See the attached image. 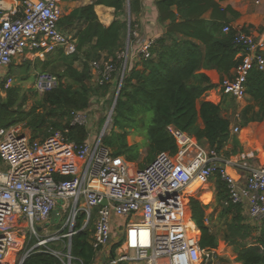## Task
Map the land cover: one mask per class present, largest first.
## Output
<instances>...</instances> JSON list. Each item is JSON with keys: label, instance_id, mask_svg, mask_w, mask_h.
Segmentation results:
<instances>
[{"label": "built area", "instance_id": "built-area-1", "mask_svg": "<svg viewBox=\"0 0 264 264\" xmlns=\"http://www.w3.org/2000/svg\"><path fill=\"white\" fill-rule=\"evenodd\" d=\"M61 3L62 0H0V79L14 59L26 52L37 57L57 49H63L66 55L77 53L76 42L60 28ZM232 30L241 61L232 78L219 82L218 93L236 99L240 109L248 98L246 82L251 71L264 70V36L257 38L232 25L223 32ZM133 35L138 38L137 32ZM153 41L140 39L138 57H151ZM119 58L127 62L128 51ZM117 65L112 58L104 57L92 62V81L98 86L112 84L118 72L122 77L123 69ZM12 84L9 78L4 90ZM60 84L56 75L43 71L37 74L34 89L43 96ZM89 117V113L72 112L71 126L88 127ZM107 127L99 135L89 129L87 140L80 145L69 139V129L44 140H32L21 125L0 129V159L4 166L0 169V264H16L20 246L16 240L26 228L29 239L36 241L27 257L37 248L68 239L66 252L49 247L47 251L73 264L72 238L77 234L74 229L81 215L86 216L83 229L96 215L93 264H222L218 247L201 248L200 231L191 219L187 194L195 182L207 184L218 178L228 190L223 206L241 207L253 226L264 222V165L260 162L264 147L226 157L224 151L201 147L196 140L171 129L178 153H159L140 169L124 157L115 156L103 144ZM231 133L239 135L240 127L232 126ZM104 200L106 206L102 205ZM56 210L59 217L62 213L68 216L69 230L48 239L39 237L36 224L50 223ZM113 215L125 221L123 230H118L116 224L120 235L114 240ZM205 223L210 224L209 216ZM41 230L46 232L47 226ZM27 233L20 234L23 241ZM117 244L120 245L114 251Z\"/></svg>", "mask_w": 264, "mask_h": 264}, {"label": "trees", "instance_id": "trees-1", "mask_svg": "<svg viewBox=\"0 0 264 264\" xmlns=\"http://www.w3.org/2000/svg\"><path fill=\"white\" fill-rule=\"evenodd\" d=\"M222 1L155 2L163 34L153 39L150 58L139 57L132 66L128 59L112 116L113 128L103 138V144L110 147L115 156L140 164V169L150 164L159 153L167 152L174 156L179 146L171 129L196 139L201 147L208 144L209 148L218 151L225 152L231 143V150L226 154L227 157L235 156L244 150L240 138L252 133L255 124L264 123V70L254 68L248 76V104L242 110H238L236 99L228 95L222 94L220 104L204 100L219 84L213 83L203 71L215 70L223 81L233 77L241 61L238 56L240 48L234 42L235 31L223 32L239 17V13L230 6H221ZM97 5L115 9V20L109 27L100 23L95 13ZM130 11L132 43L136 29L134 17L142 13L143 0H130ZM60 26L70 35L75 31L73 39L77 53L66 55L63 49H57L44 62L37 63L42 71H54L61 81L59 88L44 94L29 106L21 87L12 86L4 90L7 80L0 81V129L21 125L29 131L32 140H44L58 131L69 129V139L80 145L87 140L90 128L71 126L72 112L89 113L95 97L113 94L115 98L118 92L121 73L115 75L116 84L94 86L91 84V63L103 57L112 58L119 70L123 69L125 59H120L119 55L126 51L127 46L128 0H97L63 16ZM77 63L82 65L80 69L76 67ZM228 111L236 117L238 115L240 134L237 136L231 135L232 119L224 115ZM135 133L143 137L142 141L129 144L128 137ZM216 185L222 228L214 230L211 223H205L209 205H203L196 198L189 199L191 219L201 233V248H217L223 240L233 247L239 264H264V224L254 227L246 222L241 207L223 206L228 199V190L219 178ZM85 218V215L79 216L74 229L77 234L72 238V263L93 264L95 260L92 238L96 215L83 229ZM67 242L68 239H64L47 246L66 252L64 245ZM31 243L34 245L35 239ZM119 245H115L113 250ZM47 248L35 249L24 264H66V258H57Z\"/></svg>", "mask_w": 264, "mask_h": 264}, {"label": "rangeland", "instance_id": "rangeland-1", "mask_svg": "<svg viewBox=\"0 0 264 264\" xmlns=\"http://www.w3.org/2000/svg\"><path fill=\"white\" fill-rule=\"evenodd\" d=\"M126 43L128 44V46H126V51L124 52L125 54L127 53V49H129V46H130L129 35H127ZM29 64H31V63L30 62H24V63L21 62V65H19V66L14 65L13 66L14 69H12V72L10 71V73L7 76L3 74L2 76H6V77L3 79L1 78L0 81L7 80L8 78H12L13 79L12 86H18V87L22 88L25 96H27V98L29 100L28 105L31 106L35 100H39L40 98H42V95L36 93V90L34 89V82H35L36 74H37V72H41V70L36 69V66H31V65L27 66ZM46 72H49L51 74H55L54 71H46ZM91 84L94 86L96 85L94 82ZM116 95H115V98H116ZM4 96H5V94H4ZM115 98H114L113 94H108L107 96L99 95L93 99V104H92L91 108L89 109L90 110V112H89L90 117H89V122H88V127L91 129L93 135H99L100 133H102L104 127L106 126L109 111L112 109ZM244 101L247 102V104H248V99H246ZM244 101L241 104H244ZM224 115L226 117H229L232 119V122H233L232 126H239V124L237 122V117L232 115L231 111H228L227 113L225 112ZM199 122H200V125H202L201 121H199ZM262 125H264V123H262L260 125V127H262ZM258 127H259V125L253 126V128H255V129H257ZM112 128H113V121H110V123L108 124V127H107L106 136H108L110 134ZM25 132L28 135L30 134L29 131L28 132L25 131ZM247 137H248V135L246 134L242 138H243V140H245ZM142 139H143V137L141 138L139 134L135 133L134 135H130L128 137V142H129V144H133L135 142H141ZM192 139L196 140L194 138H192ZM249 139H251V138L249 137ZM247 144L248 143L243 144L244 150L245 149H247V150L251 149L250 147H247ZM260 144L261 143H254L255 147H253V148H258L259 150L262 149L263 145H260ZM204 147H208V144H205ZM227 150H231V145L229 146L228 149H227V147L225 148L224 156H226V157H227V154H226ZM143 161H144V159L141 160V162H143ZM260 162L263 165L264 155H263V159L262 160L260 159ZM139 165L137 163L134 164L135 168H140ZM2 168H3V165H2V163H0V169H2ZM216 187H217L216 181H210L207 184L195 182L187 191V194H188V196H190V198H196L203 205H209V209L207 210V215L209 216V218L211 217L210 223H211L214 230L223 227L222 221L218 217V214L221 210V206L216 201ZM198 192H199V194H198ZM67 217L68 216L66 214L62 213L61 216L59 217V219H57V221L54 224L52 223V220L50 221V223H37L36 228H37V231L39 233V237L44 236L45 238L48 239L49 237H53V236H56L58 234L59 235L63 234V231L66 229L69 230V227L67 225ZM246 222L249 223L247 219H246ZM263 224H264V222L260 225L254 226V227H260ZM46 226H47L46 232L44 230H41V228L46 227ZM124 226H125V221L119 223L118 224V230H123ZM27 231H28L27 228L24 229L25 233H27ZM23 233H20V234H23ZM20 234L18 235L19 240H20L18 242H20V246L18 248L19 253L16 256V264H20L22 259L26 255V253L35 246V245H31L32 243H31V240L29 239L30 232L27 233V238L25 241H23ZM117 235H120V234H117ZM200 235H201V233H200ZM22 242H24V244L21 248ZM218 251L222 255L221 259H220L222 264H239L236 261V253H235L233 247L230 246L225 241L220 240L219 246H218ZM11 253L14 254V252H11ZM73 264H77V263L73 262Z\"/></svg>", "mask_w": 264, "mask_h": 264}, {"label": "crops", "instance_id": "crops-1", "mask_svg": "<svg viewBox=\"0 0 264 264\" xmlns=\"http://www.w3.org/2000/svg\"><path fill=\"white\" fill-rule=\"evenodd\" d=\"M96 1L97 0H62V3H61L62 16L69 15L72 11H74L77 8L94 4ZM156 1H159V0H143L142 13L140 14L139 17H134V20L136 21L135 32H137L138 38H135V40L132 43L130 42L129 49H127L129 53V60H130L131 66L134 63H137L139 61L138 54H139V49H140V39H144V38L156 39L158 38V36L163 34V27L158 24V12L155 6ZM221 6L223 7L230 6L235 12L239 13V17L233 20V22L230 24L234 28L247 29L250 33H252L257 38H261L264 36V0H224L221 2ZM95 13L98 16L100 23L104 25L105 27H109L115 20V9L114 8L107 7L105 5H97L95 7ZM206 17H209V14H207ZM62 30L64 31V29ZM65 33L71 39H73L75 31L74 33H71V35L68 34L67 32ZM51 55L52 53L47 54L44 57H37L33 55L32 53L26 52L24 55L18 56L17 58H15L13 61L14 64L11 65L12 67L10 66L9 68H7V70H5L3 74L7 76L10 73V71L12 72V69H14L13 66L14 65L19 66L21 65V62L22 63L30 62L31 64L27 66H30V65L36 66V69L40 70V68L37 66V63L39 61L44 62ZM76 67L80 69L82 65L80 63H77ZM41 72L43 71L41 70ZM203 72L206 73L210 77L213 83L219 84V82L221 81V76L217 71L215 70L206 71L205 70ZM38 73L40 72H37V74ZM6 76H2L1 78L3 79ZM91 83H93V81H91ZM113 84H116V82L114 81ZM218 89L219 88L217 87L216 89L210 91L204 97V100L207 102H211L213 104H220L222 101V96H220V94L218 93ZM2 95L4 96V94ZM246 105H247V102L244 101V104H241L240 109L238 107V110L239 111L242 110V108H244ZM261 124H255V125H259V127L257 129L254 128L252 133L247 134L248 137L245 140H243V138H240V143L242 144V146L243 144L248 143L247 147L253 148L255 147L254 143H261L260 145H263L262 147H264V125L260 127ZM249 137L251 139H249ZM230 145L231 143L227 145V149L229 148ZM2 169H4V166ZM123 221L124 219L122 218H118L115 215L112 216L113 240L117 235V231H116L117 225L116 224H119ZM16 241H19V240H16ZM11 255H13V253H11Z\"/></svg>", "mask_w": 264, "mask_h": 264}, {"label": "water", "instance_id": "water-1", "mask_svg": "<svg viewBox=\"0 0 264 264\" xmlns=\"http://www.w3.org/2000/svg\"><path fill=\"white\" fill-rule=\"evenodd\" d=\"M128 8H129V30H128V35H129V41H130L131 40V38H130V34H131V28H130V22H131L130 0H128ZM126 66H127V62H125V66H124L123 71H122V77H121L120 86L118 88V92H117L114 104L112 106V109L109 111V115H108V118H107V123H106V126L104 127L102 133L105 132V129L107 127L108 122L112 119V116H113V113H114V109H115V106H116V102H117V98H118V95H119V92H120V89H121V86H122V83H123V79H124V76H125V73H126ZM102 205L106 206L107 205V200H104ZM57 219H59V214H58V211L56 210L52 214V222L55 223L57 221ZM26 259H27V255L24 256V258L22 259L20 264H24Z\"/></svg>", "mask_w": 264, "mask_h": 264}, {"label": "bare ground", "instance_id": "bare-ground-1", "mask_svg": "<svg viewBox=\"0 0 264 264\" xmlns=\"http://www.w3.org/2000/svg\"><path fill=\"white\" fill-rule=\"evenodd\" d=\"M30 137V135H28ZM31 138V137H30Z\"/></svg>", "mask_w": 264, "mask_h": 264}]
</instances>
